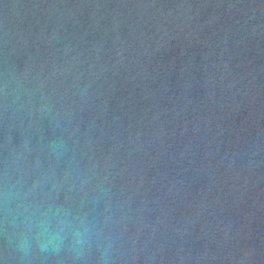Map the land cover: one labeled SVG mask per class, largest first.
<instances>
[{"label": "water", "instance_id": "1", "mask_svg": "<svg viewBox=\"0 0 264 264\" xmlns=\"http://www.w3.org/2000/svg\"><path fill=\"white\" fill-rule=\"evenodd\" d=\"M0 264H264V0H0Z\"/></svg>", "mask_w": 264, "mask_h": 264}]
</instances>
